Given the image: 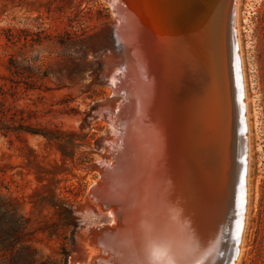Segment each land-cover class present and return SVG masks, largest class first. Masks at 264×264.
<instances>
[{
	"label": "rangeland",
	"instance_id": "374dc122",
	"mask_svg": "<svg viewBox=\"0 0 264 264\" xmlns=\"http://www.w3.org/2000/svg\"><path fill=\"white\" fill-rule=\"evenodd\" d=\"M147 1L158 16L163 13L162 0ZM114 3L0 0V264L127 261L125 246L133 243L132 237L124 246L108 244L106 238L131 226L124 203L116 199L120 183L112 175L127 155L123 134L132 106L119 84L125 59L115 42V26L120 22ZM214 3L217 19L228 23L225 0H204L198 14V20L203 18L204 38H200L202 52L197 49L200 64L208 56V37L214 32L206 28ZM234 8L248 170L236 264H264V0H237ZM118 11L119 15L125 12ZM167 12L168 44L173 43L168 46L175 53L183 28L177 10ZM192 27H186L185 42L190 41ZM191 59L183 65L180 78L189 94L200 89L201 82L200 66L198 77L190 75ZM178 86L171 92V99L175 97L171 105L181 99ZM146 108L137 110L144 123L152 110ZM26 129L47 136L29 134ZM153 256L147 257V263L153 264Z\"/></svg>",
	"mask_w": 264,
	"mask_h": 264
},
{
	"label": "bare ground",
	"instance_id": "6f19581e",
	"mask_svg": "<svg viewBox=\"0 0 264 264\" xmlns=\"http://www.w3.org/2000/svg\"><path fill=\"white\" fill-rule=\"evenodd\" d=\"M162 1L163 13L160 16L153 3L147 0H119L117 4L118 13L120 8L125 10L120 14L121 23L115 26V42L125 59L119 84L132 106L131 120L126 123L127 132L123 134L124 153L127 155L112 175L120 183L121 193H116V199L124 203L131 216L128 219L125 215L127 223L131 226L127 225V229L106 237L107 243L124 246L132 237L131 247L125 246V264H149L146 260L153 256L152 252L153 264H202L206 261L208 264H230L232 253H228L227 246L225 248L221 221L228 197L227 174L232 153L228 148V133L232 128L233 107L225 21L219 18L220 23L217 19V3H214L213 10H209L211 22L207 19L210 26L206 27L214 32L208 37V56L200 64L197 56L198 26L196 34L192 27L190 41L185 42V18L180 26L183 31L177 51L174 53L176 49L168 46L171 43L168 44L165 21L169 16L167 11L175 9L180 14L184 0ZM220 28L225 36L217 48ZM169 47L173 50L170 51ZM190 57V75L197 74L198 77V67L201 68L200 89L194 88L193 94H189L186 88L182 89L185 83L180 84L183 65ZM176 85H179L177 89L181 99H176L177 103L171 105L175 97L171 99L170 95ZM150 97L157 101H151ZM146 105L152 110L144 123L137 110L138 107L146 108ZM187 111L194 116L188 117ZM177 126L181 129H176ZM199 128L203 132H199ZM241 241L239 252L231 264H236Z\"/></svg>",
	"mask_w": 264,
	"mask_h": 264
},
{
	"label": "water",
	"instance_id": "95a60500",
	"mask_svg": "<svg viewBox=\"0 0 264 264\" xmlns=\"http://www.w3.org/2000/svg\"><path fill=\"white\" fill-rule=\"evenodd\" d=\"M115 1V7L119 3V0ZM235 1L236 0H225L226 4H228V12L226 19L229 17V24L227 23L225 29V39L227 38L228 45L227 47V63L229 68L230 75V83L232 88V104L234 106L233 114H232V128L231 133L229 132V141L228 148L229 152L231 151L230 158V167L228 169V179H227V190L228 197L225 203V211L223 215L222 225L224 229V241L225 248L228 247V253L231 254V261L233 258H236L239 248L238 245L241 241V235L243 231V222H244V213L246 211V176H247V126L246 121L244 119L245 108L242 105V100L244 98V88H243V79H242V71H241V62L240 57L238 55V42L236 39V32L233 30L232 26L235 19ZM196 2V3H195ZM204 0H184V6L182 5V9H180V14L178 17L181 18V23L185 18V22L190 28V24L194 26V34H196L195 29L198 26V52L201 53L202 48H200V38H202V32H200L201 27V17L198 20V14L200 10L203 11L202 3ZM124 10V8H123ZM125 11V10H124ZM125 13V12H124ZM224 13V11H223ZM116 16L121 23V18L119 13H116ZM224 16V15H223ZM183 19V20H182ZM192 19L193 23H189ZM223 22V20H222ZM180 23V24H181ZM179 24V25H180ZM191 33V31H189ZM189 34V33H188ZM222 29L217 33V48L221 46V35ZM220 35V36H219ZM195 36V35H194ZM187 40L189 37L187 36ZM215 42V43H216ZM217 48H215V52H217ZM205 55V54H204ZM200 55H198L199 58ZM221 57V53L219 54ZM201 62V59H199ZM199 132H203L202 129L199 128ZM203 134V133H202ZM201 135V134H200Z\"/></svg>",
	"mask_w": 264,
	"mask_h": 264
},
{
	"label": "trees",
	"instance_id": "16d2710c",
	"mask_svg": "<svg viewBox=\"0 0 264 264\" xmlns=\"http://www.w3.org/2000/svg\"><path fill=\"white\" fill-rule=\"evenodd\" d=\"M24 132L29 133V134H33V135H44L43 133H38V132L32 131L30 129H26V130H24ZM44 136H47V135H44Z\"/></svg>",
	"mask_w": 264,
	"mask_h": 264
}]
</instances>
